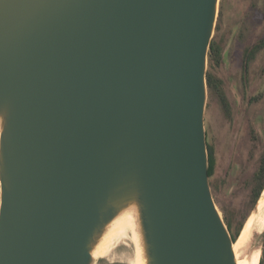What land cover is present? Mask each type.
Segmentation results:
<instances>
[{
  "label": "water",
  "instance_id": "1",
  "mask_svg": "<svg viewBox=\"0 0 264 264\" xmlns=\"http://www.w3.org/2000/svg\"><path fill=\"white\" fill-rule=\"evenodd\" d=\"M219 3L0 0V264H96L127 212L145 264H238L205 122Z\"/></svg>",
  "mask_w": 264,
  "mask_h": 264
},
{
  "label": "rangeland",
  "instance_id": "2",
  "mask_svg": "<svg viewBox=\"0 0 264 264\" xmlns=\"http://www.w3.org/2000/svg\"><path fill=\"white\" fill-rule=\"evenodd\" d=\"M263 35L264 0H220L212 42L220 43L224 50L219 62L213 63L209 57L207 74L210 72L224 81L232 118L225 115L217 93L208 88L205 122L216 155L212 193L223 217L228 215L235 227L246 226L253 215L257 187L254 177L264 159V50L250 69V95L257 96V100L252 104L244 102L239 83L244 49ZM260 199L264 201V193ZM258 213L259 210L254 217ZM133 231L131 226H125L113 234L108 254L99 257L96 264L135 261ZM263 231L255 230L254 247L261 245Z\"/></svg>",
  "mask_w": 264,
  "mask_h": 264
},
{
  "label": "flooded vegetation",
  "instance_id": "3",
  "mask_svg": "<svg viewBox=\"0 0 264 264\" xmlns=\"http://www.w3.org/2000/svg\"><path fill=\"white\" fill-rule=\"evenodd\" d=\"M263 41H264V35L260 39H258L253 45L246 47L243 51V66L239 77V83L242 89L241 90L242 99L247 104H252L254 101L257 100V96L250 95V85H251L250 69L254 61H256L259 52L264 50ZM213 44H214L213 45L214 48L217 47L218 54L215 55L214 52H211L209 57H210V61L215 63L214 60H217L219 62L222 59V58L220 59V56L222 57L224 49L220 43L213 42ZM207 83H208V88L212 89L217 93L219 102L221 104L222 110L224 111L225 115L229 118H232L231 116L232 106L229 97L227 96L224 81L221 78L216 77L209 72L207 74ZM206 132H207L208 145L212 146L213 153L216 158L215 145L212 139L210 138V130L206 129ZM213 176L214 175L210 177V185H211V178ZM254 178L257 182V187H258L264 180V159L262 160L259 169L255 173Z\"/></svg>",
  "mask_w": 264,
  "mask_h": 264
},
{
  "label": "bare ground",
  "instance_id": "4",
  "mask_svg": "<svg viewBox=\"0 0 264 264\" xmlns=\"http://www.w3.org/2000/svg\"><path fill=\"white\" fill-rule=\"evenodd\" d=\"M126 227H134L135 228V220L130 213H125L117 222L112 226V230L109 234L105 236L102 243L97 248L95 254L97 257L105 256L109 252V243L112 235L117 234L118 231L122 228ZM263 230L264 229V201H262L259 205V213L256 217L254 215L251 216L249 221L247 222L245 228L243 229L240 237L235 242V253L237 256L238 264H260L262 257V249L253 246V237L255 230ZM132 232V231H131ZM135 238L136 244V257L135 261H131V264H145V261L142 256V251L139 249V242L137 236L133 235ZM138 244V246H137Z\"/></svg>",
  "mask_w": 264,
  "mask_h": 264
},
{
  "label": "trees",
  "instance_id": "5",
  "mask_svg": "<svg viewBox=\"0 0 264 264\" xmlns=\"http://www.w3.org/2000/svg\"><path fill=\"white\" fill-rule=\"evenodd\" d=\"M263 43H264V41H263ZM213 45L214 44L212 42L210 50H209V56H210L211 52H214L215 55L218 54L217 47L214 48ZM208 149H209V175L211 177L212 175H214L215 170H216V158L214 156L212 146L208 145ZM263 190H264V180L258 187L255 188V191H254V203H255V205L257 204ZM224 219H225L229 229L231 230L234 239L236 240V238L239 236V234L241 233V231L243 229V224H240V225L235 227L233 220L228 215H225ZM261 248H262V257H261L260 264H264V240L261 243Z\"/></svg>",
  "mask_w": 264,
  "mask_h": 264
}]
</instances>
